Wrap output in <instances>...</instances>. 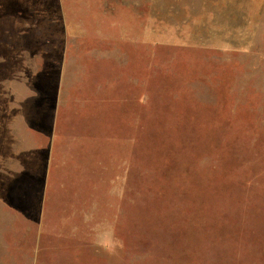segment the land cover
<instances>
[{
	"label": "rangeland",
	"instance_id": "374dc122",
	"mask_svg": "<svg viewBox=\"0 0 264 264\" xmlns=\"http://www.w3.org/2000/svg\"><path fill=\"white\" fill-rule=\"evenodd\" d=\"M61 77L68 137L112 145L111 246L41 234L19 178L0 264H264V0H0L1 180Z\"/></svg>",
	"mask_w": 264,
	"mask_h": 264
},
{
	"label": "crops",
	"instance_id": "0c3cea01",
	"mask_svg": "<svg viewBox=\"0 0 264 264\" xmlns=\"http://www.w3.org/2000/svg\"><path fill=\"white\" fill-rule=\"evenodd\" d=\"M65 81L64 77L57 81L54 111L45 120V124L42 113L40 126L25 128L23 140L19 142H16V128H5L8 134V157L11 159L8 165L12 166L8 180L0 178V184L6 183L0 185V202L4 204L8 200L5 192L7 185L10 187L14 184L15 188H20L15 181L23 178L26 189L25 212L29 214L27 220L31 225L40 226L41 234L49 228H70L71 235L85 238L88 244L92 241L93 244L110 247L105 222L108 215L105 210L106 186L110 187L112 183V173L116 176L115 184L121 186V176L117 172V166L115 170L112 167V145L108 149L110 162L107 166L106 152L109 143L79 138L71 140L73 138L68 137L67 127L62 128V121L65 125L69 123L66 110L63 109L68 101L63 99ZM95 112L101 110L96 109ZM16 145L20 146L19 150L11 157V150ZM118 147L117 145L114 154L115 165L120 164L117 159L120 157ZM118 185L114 193L121 195L122 189H118ZM108 192H111L110 189ZM65 205L71 212L69 220H63L61 215L66 210ZM60 219L61 226L57 224ZM112 244L117 243L113 241Z\"/></svg>",
	"mask_w": 264,
	"mask_h": 264
}]
</instances>
